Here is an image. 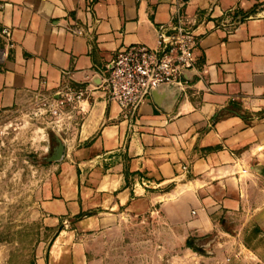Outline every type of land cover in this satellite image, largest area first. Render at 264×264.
I'll list each match as a JSON object with an SVG mask.
<instances>
[{
    "label": "crops",
    "instance_id": "0c3cea01",
    "mask_svg": "<svg viewBox=\"0 0 264 264\" xmlns=\"http://www.w3.org/2000/svg\"><path fill=\"white\" fill-rule=\"evenodd\" d=\"M176 9L199 36L195 67L132 129L107 65L156 49ZM66 85L83 96L65 104L59 178L39 203L55 230L36 264H91L89 236L147 215L215 264H264V0H0V113Z\"/></svg>",
    "mask_w": 264,
    "mask_h": 264
},
{
    "label": "rangeland",
    "instance_id": "374dc122",
    "mask_svg": "<svg viewBox=\"0 0 264 264\" xmlns=\"http://www.w3.org/2000/svg\"><path fill=\"white\" fill-rule=\"evenodd\" d=\"M53 99L38 97L0 113V264H36L54 235L39 210L45 186L59 178L49 158L65 107L52 114L45 103ZM184 238L158 215H147L113 222L85 244L91 264H215Z\"/></svg>",
    "mask_w": 264,
    "mask_h": 264
},
{
    "label": "built area",
    "instance_id": "2783aa9c",
    "mask_svg": "<svg viewBox=\"0 0 264 264\" xmlns=\"http://www.w3.org/2000/svg\"><path fill=\"white\" fill-rule=\"evenodd\" d=\"M176 10L169 31L163 26L157 27L156 49L133 44L119 49L107 65L103 87L109 101L118 104L123 119L129 121L132 129L137 124L140 106L153 91L161 86L182 90L183 73L195 67L194 52L199 36L195 33V25ZM4 34L7 36L8 32L5 30ZM61 90L56 99L45 103L54 115L61 113L65 104L83 96L82 90L73 91L69 85Z\"/></svg>",
    "mask_w": 264,
    "mask_h": 264
},
{
    "label": "water",
    "instance_id": "95a60500",
    "mask_svg": "<svg viewBox=\"0 0 264 264\" xmlns=\"http://www.w3.org/2000/svg\"><path fill=\"white\" fill-rule=\"evenodd\" d=\"M62 151H63V145H62L61 141L58 139L57 140V146L54 148L53 153L51 154V156L49 158V161L50 162L59 161L61 159Z\"/></svg>",
    "mask_w": 264,
    "mask_h": 264
},
{
    "label": "trees",
    "instance_id": "16d2710c",
    "mask_svg": "<svg viewBox=\"0 0 264 264\" xmlns=\"http://www.w3.org/2000/svg\"><path fill=\"white\" fill-rule=\"evenodd\" d=\"M51 243V242H50Z\"/></svg>",
    "mask_w": 264,
    "mask_h": 264
}]
</instances>
